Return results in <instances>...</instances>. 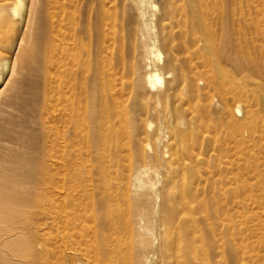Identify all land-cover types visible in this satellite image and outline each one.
<instances>
[{
    "label": "rangeland",
    "instance_id": "rangeland-1",
    "mask_svg": "<svg viewBox=\"0 0 264 264\" xmlns=\"http://www.w3.org/2000/svg\"><path fill=\"white\" fill-rule=\"evenodd\" d=\"M209 1L199 4L197 0H153L156 7L150 9V15H153L154 34L161 52V59L154 64L164 74L163 84L137 95H133L132 88L128 87L133 70H142L145 65L137 39V20L132 11L122 6L117 8L112 54L115 76L111 88H115L118 100H132L127 108H133L137 118V123L131 124L136 145L133 144L131 155L111 168V181L120 192L118 204L112 208L116 233L107 225L109 219L101 204L102 195L95 187L99 167L96 163H85L83 174L92 171L85 182L86 189L94 191L81 203L85 207L88 227L93 232L83 239V242L87 241L86 252L90 259L82 256V264H140L133 230L135 223L133 226L132 222L135 214L126 189L131 162L144 165L140 154L147 143L152 147L146 154H155L154 141L160 136V127H166L163 132L175 128L187 130L190 134L186 148L190 153L200 155L196 169L184 176L192 182L188 191L197 198L193 203L196 216L202 220L207 211L214 222L217 214L243 225L241 234L234 233L238 238V246H235L231 240L232 232L220 230L215 222L217 230L225 235L223 258L222 249L218 248L217 240L209 231L203 243H197L198 251L191 246L192 250L184 249L182 253L183 244L177 237L183 231L175 226L178 234L168 244L170 225L157 221L153 245L146 250L148 262L141 264H201L198 259L194 260L200 256L211 264H264V0H223V4L214 7ZM1 10L2 1L0 59L7 57L11 67L0 87V173L22 165L20 169L27 174V165L40 151L45 131L44 21L43 15L39 14L40 17L34 18L26 29L15 19L12 24L11 18ZM205 25L214 34L212 44L205 42ZM98 27V22L93 21L89 78L96 83L98 100H103L102 90L108 88L101 76L107 66L102 68L106 63L100 62L106 53L102 54ZM222 34L227 36V42L222 40ZM12 42H15V51L4 54L3 50L7 52L5 47L13 45ZM220 67L232 78L236 88L246 94L259 117L254 136L244 125L240 140L235 142L224 125L225 108L208 80L211 71ZM157 94L162 95L156 98ZM229 100L236 117L245 124L244 104L232 98ZM239 105L242 107L240 112L237 111ZM178 110L179 114L176 113ZM149 123L152 124L150 128ZM145 128L149 140L143 134ZM164 139L168 141V138ZM158 150L164 152V144ZM153 166L159 172L158 187L163 192L173 188L172 181L166 177L168 170L164 161L155 160ZM201 201L205 202L204 206ZM161 203L162 215L168 210V201L163 197ZM67 206L72 208L73 202L68 201ZM87 209H94L93 216L86 212ZM73 256L69 250L59 255L53 253L50 264H75Z\"/></svg>",
    "mask_w": 264,
    "mask_h": 264
},
{
    "label": "bare ground",
    "instance_id": "bare-ground-1",
    "mask_svg": "<svg viewBox=\"0 0 264 264\" xmlns=\"http://www.w3.org/2000/svg\"><path fill=\"white\" fill-rule=\"evenodd\" d=\"M0 1L1 11L6 12L12 24L15 19L26 29H29L34 18L39 14L43 15L42 57L46 106L43 144L34 155L32 163L27 165V174L20 169L22 165L7 173H0V264H50L51 254L59 255L68 250L74 255V263L82 264V256L90 259L86 252L87 241L83 242V239L93 232L88 227L87 216L83 211L85 207L81 203L83 198H89L94 191L86 189L85 182L92 171L86 173L85 177V163H96L99 167L95 187L102 195L101 204L109 219L107 225L116 233L112 208L114 204H118L120 192L119 187L111 181V168L114 163L122 162L127 155H131L133 144L136 145L131 124L134 126L137 118L134 109L127 108L132 100H118L114 94L115 88H111L115 76L112 72V54L117 31V8L122 6L132 11L137 20V39L145 65L142 70H133L132 79L128 82L132 94L137 95L163 84L164 74L154 64L161 59L154 34L153 15H150V9L156 5L153 0ZM197 1L199 4L205 1L208 3V0ZM209 2L213 7L223 4V0ZM95 20L100 27L98 33L102 54L106 53L100 58V62L106 63L102 68L107 66L101 76L104 86L108 88L102 90L103 100H98L96 83L89 78L92 70L91 42L94 37L92 22ZM202 20L205 23V18ZM205 27V42L212 44L214 34L206 25ZM222 35V40L227 42V36ZM14 43L11 46L5 45L7 52L3 50V53L15 51ZM147 62L149 63L146 64ZM10 67L7 57L0 59V87L5 83ZM208 80L225 108L227 119H224V125L230 130L233 140H240L244 125L250 128L254 136L259 117L246 94L236 88L235 82L222 67L212 70ZM161 95L157 94L156 98ZM230 98L244 104L245 124L236 117ZM241 110V105L237 106V111ZM176 113L179 114L180 111ZM151 126L149 123L148 127ZM164 129L166 127H160V136L154 141L155 154H146V150L152 147L151 143H147L140 154L144 165L131 162L126 189L135 214L132 216L135 221L132 222L133 226L135 223L133 230L140 264L148 262L146 250L153 245V230L157 221L170 225L166 240L168 244L178 234L175 226L177 230L183 231L182 236L179 233L177 237L183 244L182 253L184 249L190 251L191 246L198 251L200 248L197 245L203 243V238L209 231L217 240L224 258L225 235L217 228L230 230L231 240L238 246V238L234 233L241 234L243 223H234L216 214V228L209 212L204 213L202 220L196 216L193 203L197 198L188 191L192 182H188L184 176L196 169L200 155L190 153L186 148L190 134L187 130L175 128L174 131L163 132ZM143 134L149 140L147 128L143 130ZM164 138H168V141L165 142ZM163 144L166 150L160 152L158 149ZM155 160L164 161L168 170L166 177L174 186L166 192L158 187L159 172L153 166ZM163 197L168 201V210L161 215ZM68 201L73 202L70 209ZM204 205L205 202L201 201V206ZM93 210L87 209L86 212L89 211L90 216H93ZM175 219H178L177 223L174 222ZM195 259L201 264H211L207 259L204 261L202 256Z\"/></svg>",
    "mask_w": 264,
    "mask_h": 264
}]
</instances>
